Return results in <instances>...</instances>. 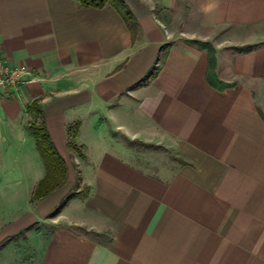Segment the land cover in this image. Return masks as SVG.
I'll use <instances>...</instances> for the list:
<instances>
[{"label": "crops", "instance_id": "1", "mask_svg": "<svg viewBox=\"0 0 264 264\" xmlns=\"http://www.w3.org/2000/svg\"><path fill=\"white\" fill-rule=\"evenodd\" d=\"M122 1L133 40L110 6L0 0V58L26 69L0 95V264L17 247L27 264H264V0ZM33 102L67 173L38 201ZM76 176L86 196L48 217Z\"/></svg>", "mask_w": 264, "mask_h": 264}, {"label": "trees", "instance_id": "2", "mask_svg": "<svg viewBox=\"0 0 264 264\" xmlns=\"http://www.w3.org/2000/svg\"><path fill=\"white\" fill-rule=\"evenodd\" d=\"M75 1L79 7L81 8H102L104 6L112 7L122 18L125 25L128 27L132 40L135 38L137 26L136 21L133 19L130 11L123 3L122 0H73ZM195 44L199 45L202 49H204L208 54V82L212 85L217 86L218 88L226 87L227 85L224 83H220L216 80L214 75V66H215V58L213 48L207 43H199L195 42ZM251 47L238 49L239 51H247ZM169 49V45H164L161 48L158 62L164 61L166 58L167 52ZM159 67H153L147 77L154 78ZM27 112L31 115L39 118L38 124H30L27 129L34 138L35 146L38 151V154L44 165V176L38 182L36 187L32 192V201L41 200L56 189L62 187L66 182V164L63 158L60 156L56 148L54 147L50 136L48 134L47 128L43 121V113L41 107L37 102H33L31 105L27 107ZM76 126L72 128H68V134L71 133L72 130H76ZM73 132V131H72ZM72 146V145H70ZM80 179L76 176L74 185L72 189L62 198L58 206L53 210V212L48 217H53L58 214V212L63 208V206L71 199L77 197H84L88 192V188L85 187V191L82 190L76 191L80 187ZM75 189V190H74ZM13 238H6L0 243V247L3 246L7 241L12 240Z\"/></svg>", "mask_w": 264, "mask_h": 264}, {"label": "rangeland", "instance_id": "3", "mask_svg": "<svg viewBox=\"0 0 264 264\" xmlns=\"http://www.w3.org/2000/svg\"><path fill=\"white\" fill-rule=\"evenodd\" d=\"M134 150L138 155L139 160H149L154 162L156 165H169L170 163L174 164L177 161V158L174 156L173 153L166 149H161V148H146L141 145H134ZM80 188L77 189L76 191L82 190V192L85 191V186H79ZM75 190V189H74ZM24 248H19L17 247V250L19 251V263L18 264H27V255L25 254L26 250H22ZM23 251L25 253H23ZM28 251V250H27ZM22 255V256H21ZM12 257L10 255L6 256V260L13 261L11 259ZM8 262L6 261V264Z\"/></svg>", "mask_w": 264, "mask_h": 264}, {"label": "built area", "instance_id": "4", "mask_svg": "<svg viewBox=\"0 0 264 264\" xmlns=\"http://www.w3.org/2000/svg\"><path fill=\"white\" fill-rule=\"evenodd\" d=\"M25 73L24 66L11 65L0 58V95L6 93L12 96L19 91L23 83L22 75Z\"/></svg>", "mask_w": 264, "mask_h": 264}]
</instances>
